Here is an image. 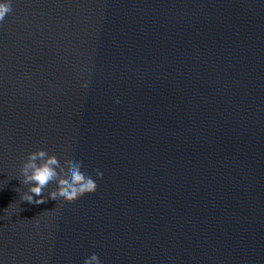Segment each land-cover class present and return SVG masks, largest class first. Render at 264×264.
I'll list each match as a JSON object with an SVG mask.
<instances>
[{
	"label": "water",
	"instance_id": "95a60500",
	"mask_svg": "<svg viewBox=\"0 0 264 264\" xmlns=\"http://www.w3.org/2000/svg\"><path fill=\"white\" fill-rule=\"evenodd\" d=\"M37 148L102 171L96 192L19 201ZM93 253L264 264V0H14L0 25V264Z\"/></svg>",
	"mask_w": 264,
	"mask_h": 264
},
{
	"label": "clouds",
	"instance_id": "9594fccd",
	"mask_svg": "<svg viewBox=\"0 0 264 264\" xmlns=\"http://www.w3.org/2000/svg\"><path fill=\"white\" fill-rule=\"evenodd\" d=\"M14 0H0V25L13 11ZM119 102V101H117ZM83 163L76 161L61 164L55 154H50L44 148L30 151L18 168L15 176L21 187L16 191L19 193V201L29 204L43 205L50 198L53 202H74L80 197L96 192L98 184L96 179L103 178V172L96 171V179L86 174ZM8 215L16 213L14 203L6 209ZM84 264H102L100 257L93 253L85 258Z\"/></svg>",
	"mask_w": 264,
	"mask_h": 264
}]
</instances>
